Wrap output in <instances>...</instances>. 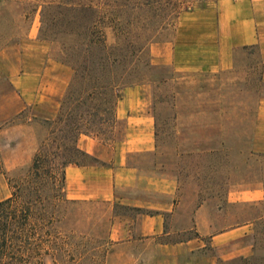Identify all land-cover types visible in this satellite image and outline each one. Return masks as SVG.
<instances>
[{"label": "rangeland", "instance_id": "1", "mask_svg": "<svg viewBox=\"0 0 264 264\" xmlns=\"http://www.w3.org/2000/svg\"><path fill=\"white\" fill-rule=\"evenodd\" d=\"M210 1L219 0H166L171 23L150 36L155 41L148 47L150 57L158 45L172 41L180 16ZM38 2L0 0V55L19 59L28 72L39 71L48 58H60L55 45L38 38L39 9L33 11ZM31 33H35L34 42L29 38ZM236 56L235 69L218 74L176 71L170 65L151 61L159 82L145 81L127 88L134 101L148 106L154 123L155 149L127 157L126 165L134 173L118 190L127 202L118 207V212L134 220L139 215L156 213L134 203L147 200L162 205L173 198L177 208L172 217L166 216V231L171 234L165 238L172 242L199 235L200 223L207 218L212 232L251 224L254 232L250 255L223 264H264V219H260L264 203H226L228 197L236 199L235 193L245 184L264 181V156L254 153L257 144L264 145V105L260 107L264 102L263 69L257 62L256 50ZM0 71H7L5 62H0ZM124 91L126 88L123 98ZM31 113L26 110L20 118L0 126V203L10 198L13 190L19 197L13 205L1 208L0 264H107L112 246L108 240V205L65 201L59 184L46 180L30 198L26 220L19 214L27 206L22 190L31 160L47 136L38 119L35 127L22 136L12 130L25 123ZM125 134L126 124L120 120L113 137L108 135L103 143L114 145ZM255 137L262 141L255 143ZM30 148L33 151L28 160ZM169 191L173 194L168 195ZM203 203L205 210L198 216V232L196 228L188 230ZM5 221L9 227L3 232ZM3 238L6 245L2 244ZM201 242L205 245L203 252L215 256L208 237ZM234 248L230 244L226 249L230 257L236 254Z\"/></svg>", "mask_w": 264, "mask_h": 264}, {"label": "crops", "instance_id": "2", "mask_svg": "<svg viewBox=\"0 0 264 264\" xmlns=\"http://www.w3.org/2000/svg\"><path fill=\"white\" fill-rule=\"evenodd\" d=\"M31 34L29 38L34 42L35 33ZM250 50L257 52L264 81V0H219L207 2L180 16L172 41L158 45L150 58L153 64L170 65L176 71L218 74L234 70L236 55ZM19 61L8 54L0 55V62L7 64V71L3 74L0 71V126L31 110L27 121L12 129L22 136L35 127L36 119H47L56 114L72 70L48 58L39 71L28 72ZM124 92V98L121 95L116 108L118 121L123 120L126 124L124 139L109 145L95 137L80 135L76 145L89 159L64 168V200L109 206L108 240L112 246L107 264H223L232 258L248 257L254 232L251 224L212 232L207 218L200 223L199 235L172 242L165 238L171 234L166 231V216L172 217L177 208L173 198L162 205L147 200L134 203L139 208L156 210L152 215H139L135 221L118 212L119 206L127 204L118 190H122L130 174L134 173V169L126 165L127 157L155 149L154 123L148 106L134 101L127 88ZM262 105L264 102L260 107ZM2 132L0 130V134ZM256 137L255 143L262 141ZM32 151L30 148L28 160ZM254 151L263 157L264 145L257 144ZM130 178L134 179V176ZM170 194L173 191H169ZM235 194L237 198L228 197L227 204L264 203V181L245 184ZM205 204L195 211L188 230L196 228L195 232H198V216H202ZM260 219H264V214ZM204 237H208L215 256L206 254V250L203 252L205 245L201 240ZM230 244L236 249V254L231 257L226 250Z\"/></svg>", "mask_w": 264, "mask_h": 264}, {"label": "trees", "instance_id": "3", "mask_svg": "<svg viewBox=\"0 0 264 264\" xmlns=\"http://www.w3.org/2000/svg\"><path fill=\"white\" fill-rule=\"evenodd\" d=\"M165 2L39 0L33 6L35 13L39 9L38 38L57 47L60 58L54 60L68 66L72 77L56 114L41 120L47 136L33 155L22 190L27 205L19 213L23 220L30 212L29 200L42 181L58 183L62 192L64 168L89 159L76 145L80 135L101 142L108 135L113 137L119 123L116 108L121 92L145 81L159 82L148 47L155 42L151 39L153 34L171 23L172 13ZM18 198L13 190L11 197L0 203V212ZM8 227L5 221L1 229L6 232ZM2 244H7L6 239Z\"/></svg>", "mask_w": 264, "mask_h": 264}]
</instances>
